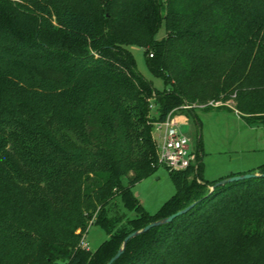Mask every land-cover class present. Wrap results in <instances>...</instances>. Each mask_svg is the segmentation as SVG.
<instances>
[{"label":"trees","instance_id":"16d2710c","mask_svg":"<svg viewBox=\"0 0 264 264\" xmlns=\"http://www.w3.org/2000/svg\"><path fill=\"white\" fill-rule=\"evenodd\" d=\"M186 103L264 125V0H0V264H108L194 203L113 264H264V164L213 191L225 179L201 157L167 169L176 194L154 215L132 191L161 168L156 123ZM117 198L137 214L114 233ZM92 224L110 235L95 251Z\"/></svg>","mask_w":264,"mask_h":264},{"label":"rangeland","instance_id":"374dc122","mask_svg":"<svg viewBox=\"0 0 264 264\" xmlns=\"http://www.w3.org/2000/svg\"><path fill=\"white\" fill-rule=\"evenodd\" d=\"M164 35L162 28L159 37ZM131 51L136 58L138 71L148 80H152L157 89L163 90L166 87L164 82L153 77L147 67L145 49L133 46ZM156 115L158 106L153 104L151 116ZM188 118L190 122L182 126L181 131L191 139V150L199 154L201 152V170L205 181L216 182L249 174L264 164V125L249 127L240 118L235 106L226 109L213 107L209 112L197 107L188 114ZM153 135L158 140L157 130H154ZM132 191L144 209L154 215L176 194V187L168 170L161 167L154 175L135 184ZM136 214L135 211L125 208L121 198L115 199L108 206V217L115 222L112 231L115 233L123 229L129 230V221ZM108 238L110 235L104 228L92 224L81 245L86 250L95 251Z\"/></svg>","mask_w":264,"mask_h":264},{"label":"built area","instance_id":"2783aa9c","mask_svg":"<svg viewBox=\"0 0 264 264\" xmlns=\"http://www.w3.org/2000/svg\"><path fill=\"white\" fill-rule=\"evenodd\" d=\"M153 57V55H150ZM210 105L219 106L221 103H211ZM203 108L200 104H184L173 110L166 120L158 122L155 130L158 131L157 145V163L159 166L169 169L170 171H186L191 167L198 168L200 164V154L191 150V139L185 135L177 121L178 112L194 111V108ZM155 138V136H154Z\"/></svg>","mask_w":264,"mask_h":264},{"label":"water","instance_id":"95a60500","mask_svg":"<svg viewBox=\"0 0 264 264\" xmlns=\"http://www.w3.org/2000/svg\"><path fill=\"white\" fill-rule=\"evenodd\" d=\"M259 176H263V175H259V174H254V173H249V174H244V175H239V176H233V177H230V178H227L223 181H220L218 183H216V185L214 186H211L210 187V191H213L215 188H217L218 186H221V185H224V184H227V183H232V182H237V181H243V180H248V179H251V178H255V177H259ZM195 206V203L188 206L187 208L181 210V211H178L172 215H170L169 217H166V218H163L161 220H158V221H155L153 223H150L149 225H147L146 227H144L143 229L141 230H137V231H134L132 233H130L125 239H124V242H123V245L122 247L118 250V252L116 253V255L108 262V264H113L116 260H118L122 254L124 253L125 251V248L128 244V242L130 240H132L133 238L141 235V234H144L146 232H148L149 230H151L152 228L154 227H157V226H161V225H164V224H168V223H171L174 219H176L177 217L187 213L189 210H191L193 207Z\"/></svg>","mask_w":264,"mask_h":264},{"label":"crops","instance_id":"0c3cea01","mask_svg":"<svg viewBox=\"0 0 264 264\" xmlns=\"http://www.w3.org/2000/svg\"><path fill=\"white\" fill-rule=\"evenodd\" d=\"M177 118V121H178V123H179V125H180V128L182 127V126H184V125H187L189 122H190V119L188 118V113L185 111L182 115H179V116H177L176 117ZM240 118H242L241 116H240ZM243 119V118H242ZM244 120V119H243ZM245 121V120H244ZM246 122V121H245ZM247 123V122H246ZM247 125L249 126V127H255V126H257V125H249L248 123H247ZM202 154H203V151H202ZM202 157H203V155H202Z\"/></svg>","mask_w":264,"mask_h":264}]
</instances>
